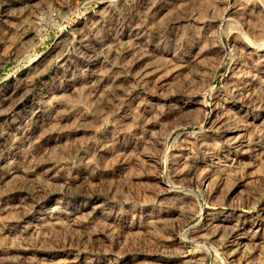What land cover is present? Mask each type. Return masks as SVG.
Instances as JSON below:
<instances>
[{
    "label": "rangeland",
    "instance_id": "1",
    "mask_svg": "<svg viewBox=\"0 0 264 264\" xmlns=\"http://www.w3.org/2000/svg\"><path fill=\"white\" fill-rule=\"evenodd\" d=\"M0 264H264V0H0Z\"/></svg>",
    "mask_w": 264,
    "mask_h": 264
}]
</instances>
